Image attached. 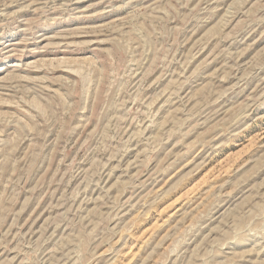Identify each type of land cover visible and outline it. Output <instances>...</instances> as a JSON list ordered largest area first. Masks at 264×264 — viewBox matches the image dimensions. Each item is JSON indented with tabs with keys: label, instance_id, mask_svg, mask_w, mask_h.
<instances>
[{
	"label": "rangeland",
	"instance_id": "rangeland-1",
	"mask_svg": "<svg viewBox=\"0 0 264 264\" xmlns=\"http://www.w3.org/2000/svg\"><path fill=\"white\" fill-rule=\"evenodd\" d=\"M0 264H264V0H0Z\"/></svg>",
	"mask_w": 264,
	"mask_h": 264
}]
</instances>
